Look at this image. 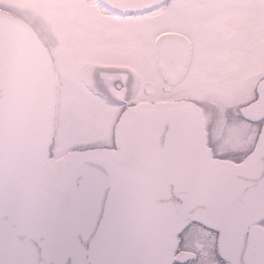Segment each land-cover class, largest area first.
<instances>
[{"label":"snow or ice","instance_id":"1","mask_svg":"<svg viewBox=\"0 0 264 264\" xmlns=\"http://www.w3.org/2000/svg\"><path fill=\"white\" fill-rule=\"evenodd\" d=\"M91 2L114 46L100 72L123 90L105 89L113 149L155 163L171 196L134 231L108 215V175L83 264H264V0Z\"/></svg>","mask_w":264,"mask_h":264},{"label":"water","instance_id":"2","mask_svg":"<svg viewBox=\"0 0 264 264\" xmlns=\"http://www.w3.org/2000/svg\"><path fill=\"white\" fill-rule=\"evenodd\" d=\"M18 28L26 29L32 41ZM0 37V264L91 260L86 245L98 227L101 185L117 170L123 177V201L118 212L109 208L108 215L131 230H146L166 211L171 196L162 170L145 162L147 171L138 174L103 156L75 154L60 159L65 166L55 174L44 169L45 162L54 161L48 155L55 123L54 66L25 23L0 15ZM38 99L49 106L43 128L32 121Z\"/></svg>","mask_w":264,"mask_h":264},{"label":"flooded vegetation","instance_id":"3","mask_svg":"<svg viewBox=\"0 0 264 264\" xmlns=\"http://www.w3.org/2000/svg\"><path fill=\"white\" fill-rule=\"evenodd\" d=\"M92 9L88 8V11L91 12ZM26 25L38 41L46 47L45 44H48L46 42L44 44L35 30L28 24ZM11 26L14 27L13 24ZM22 29H19L21 34L31 42L29 32L24 28ZM91 31L95 32L92 28ZM78 37L81 38L79 32ZM83 44L84 42L79 39L71 42L66 40L59 47V58L54 56L49 48H46L54 66L56 77L54 100L56 126L52 142L48 148V155L54 160L67 159L72 154L84 158L103 156L121 170L144 174V171H147L144 163H140L131 154L121 156L119 151L113 149V126L116 125L119 109L109 103L105 89L112 93L116 99L123 98V90L116 87L113 77L100 72V69L115 67L116 65L109 64L106 60H87L88 58L79 53L80 45ZM101 112H106L105 122H103L106 133L103 135L99 134L101 128L97 124L100 121ZM74 115L80 117L77 118ZM116 127L119 129V125ZM80 132H84L81 139L77 136ZM104 152H107L108 155L103 154ZM72 166L73 164L70 165V167ZM66 181L67 178L60 185L65 187Z\"/></svg>","mask_w":264,"mask_h":264},{"label":"rangeland","instance_id":"4","mask_svg":"<svg viewBox=\"0 0 264 264\" xmlns=\"http://www.w3.org/2000/svg\"><path fill=\"white\" fill-rule=\"evenodd\" d=\"M93 6V3L88 0H0V15L28 24L42 42L48 44H45V48H49L58 58L60 57L59 47L66 40L71 42L79 39L84 42V46L80 45L79 50L83 57L90 61H103L113 51L114 46L103 39L107 29L88 11V8ZM91 28L95 32H92ZM78 32L81 38L78 37ZM104 117L106 118V112H101L100 121L97 123L101 128L99 134L102 135L106 133L103 125ZM55 126L56 120L54 131ZM77 136L80 139L83 138L84 132H80Z\"/></svg>","mask_w":264,"mask_h":264},{"label":"bare ground","instance_id":"5","mask_svg":"<svg viewBox=\"0 0 264 264\" xmlns=\"http://www.w3.org/2000/svg\"><path fill=\"white\" fill-rule=\"evenodd\" d=\"M91 2V0H88ZM45 93V92H43ZM45 95V94H43ZM33 117L32 121L36 128H43L48 121L49 106L46 101L38 99L32 105ZM64 161H47L44 163V169H52V173L55 174L59 169L63 168Z\"/></svg>","mask_w":264,"mask_h":264}]
</instances>
